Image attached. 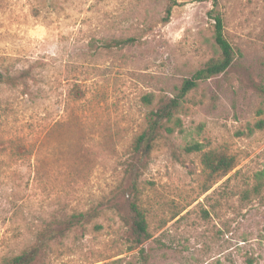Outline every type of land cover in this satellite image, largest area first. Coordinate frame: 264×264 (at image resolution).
<instances>
[{
	"label": "rangeland",
	"instance_id": "obj_1",
	"mask_svg": "<svg viewBox=\"0 0 264 264\" xmlns=\"http://www.w3.org/2000/svg\"><path fill=\"white\" fill-rule=\"evenodd\" d=\"M169 1L0 0V262L53 230L34 264H264V0H172L165 23ZM212 9L238 55L141 156L148 112L214 55Z\"/></svg>",
	"mask_w": 264,
	"mask_h": 264
},
{
	"label": "trees",
	"instance_id": "obj_2",
	"mask_svg": "<svg viewBox=\"0 0 264 264\" xmlns=\"http://www.w3.org/2000/svg\"><path fill=\"white\" fill-rule=\"evenodd\" d=\"M175 5H177L175 1L170 0L168 2L164 16L165 23L169 21L172 9ZM208 15L213 21L212 39L213 47L215 48L214 55L209 58L201 68L197 69L192 75L183 80L174 98L170 99L156 111L148 112L145 118L146 128L136 138L134 145V151L141 156H144L151 149L159 131L163 130L167 134H173L176 128L181 127V121L176 117L175 113L180 109L184 97L201 83L206 82L212 77L224 74L233 65L238 55L237 50L225 36L221 12L217 9H212L208 12ZM135 42L136 40L134 38H118L93 41L91 42V46L94 45V47H97L96 45L99 43V47L107 51H113L124 49ZM143 101L150 105L152 98L151 96H145L143 97ZM195 149L197 148L195 147ZM205 162L209 164V168L213 171L225 165V161L222 158L217 160L212 154L205 155ZM135 185L136 181L133 180L132 187L133 190L136 191ZM109 203L110 202L102 205L104 207L103 209H111L112 207ZM127 207L132 216L133 232L137 240L141 242L142 240L148 239L150 233L148 232L146 216L139 206L137 198L134 197L133 200L128 203ZM101 210L98 209V206H94L87 212H76L71 214L68 221L69 227L94 220L96 217L100 216ZM55 232L57 231L51 230V232H47L40 239V242L22 250L18 255L4 258L0 264H34L41 254L45 240L54 237L56 235Z\"/></svg>",
	"mask_w": 264,
	"mask_h": 264
}]
</instances>
